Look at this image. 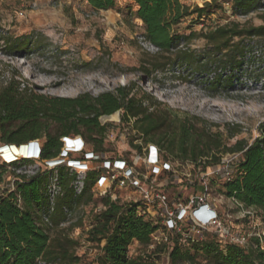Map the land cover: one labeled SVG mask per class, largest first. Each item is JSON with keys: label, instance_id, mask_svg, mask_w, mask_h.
Listing matches in <instances>:
<instances>
[{"label": "trees", "instance_id": "obj_1", "mask_svg": "<svg viewBox=\"0 0 264 264\" xmlns=\"http://www.w3.org/2000/svg\"><path fill=\"white\" fill-rule=\"evenodd\" d=\"M87 1L98 10L115 4V0ZM195 1L201 5L204 0ZM226 1L232 12L240 15H247L262 4L261 0ZM134 5L129 11L142 21L144 36L158 48L159 57L143 63L146 72L163 70L175 63L186 66L192 54L188 46L182 45L187 40L177 34L176 25L188 15L195 14L200 19L222 9L217 0L205 1L201 6L183 0H134ZM259 18L262 22L257 25L232 21L209 25L201 33L217 55L228 52L240 55L241 40L264 39V10ZM33 38L37 34L2 37L9 53L28 51ZM215 82L219 84V80ZM144 98L131 93L130 85L97 95L83 92L73 97L49 96L37 93L12 75L0 86V144L7 145L3 148H22L24 143L42 138L41 157L48 159L59 154L62 136L80 135L92 152L104 153V139L111 124L106 119L116 118L133 129L130 138L133 148L141 151V144L133 142L138 138L157 145L165 158L200 164L203 171L219 164L223 153L240 152L232 178L223 181L224 193L244 208L259 210L264 219V126L251 143L240 139L227 145L217 132L199 125L198 117L180 116L169 108L147 105ZM33 162L22 158L0 164V264L77 263L79 257L74 252L77 241L58 227L66 220L64 207L73 212L82 203L92 201V186L99 170L86 172L80 193L73 185L76 173L64 164L40 169L33 175L15 173L11 186L6 185V166L18 169ZM53 172L58 176L61 193L53 210L47 213L48 183ZM96 199L105 208L95 211L87 233L88 240L102 243L96 258L98 264H157L151 253L162 244L171 245L169 264H264V226L259 235L247 236L244 244L222 242L215 233L207 232L200 241L184 242L173 236L169 243L156 244L147 254L132 256L130 245L137 241L148 247L152 234L160 228L159 222L139 216L134 202L111 200L108 196ZM44 215H48L50 224L45 222ZM197 253H201L203 260L196 258Z\"/></svg>", "mask_w": 264, "mask_h": 264}, {"label": "rangeland", "instance_id": "obj_2", "mask_svg": "<svg viewBox=\"0 0 264 264\" xmlns=\"http://www.w3.org/2000/svg\"><path fill=\"white\" fill-rule=\"evenodd\" d=\"M183 1L201 6L209 0L202 1L201 5L195 0ZM217 2L222 3V9L210 17L197 19L195 14L188 15L175 27L177 34L187 40V44L183 41L182 45L188 46L192 54L186 66L175 63L163 70L146 72L143 63L157 59L159 55L155 48L146 49L139 44L138 37L143 35L144 27L129 11L130 6L135 8L130 0H115L113 7L99 10L87 0H0V86L14 75L16 80L37 93L73 97L83 92L97 95L130 85L131 93L137 97L145 96L143 100L147 105H160L180 116L198 117L201 120L199 125L217 132L227 145L240 139L251 143L264 126V39L244 38L240 55L234 52L217 55L201 32L209 25L232 21L260 24V12L234 14L226 0ZM25 34H37L30 49L23 53H9L2 37ZM236 62L241 64L235 65ZM215 80H219V84ZM106 120L111 124L104 139V154L131 160L140 178L150 180L143 160L148 143L135 138L133 142L142 146L138 151L130 144L134 133L130 125L116 118ZM3 155L0 164L20 154L6 150ZM220 158L221 164L208 166L204 171L200 164L173 163L180 176L196 178L194 184H179L177 188L184 186V196L209 193L212 206L231 233H245L247 237L261 232L264 219L260 211L255 209L253 215H247L246 208H240L224 193L223 181L216 176L218 167L225 164H230L235 171L241 153L225 152ZM37 169L35 163L25 171L6 166L5 180L12 179L15 173L32 175ZM162 182V178H156L158 187L164 189ZM175 189V186L165 187L169 191ZM139 191V186L127 185L114 187L112 194L125 200L134 198ZM96 198L93 194L91 202L74 208L67 223L58 227L77 241L74 252L79 260L74 264H98L96 258L102 243L91 242L87 233L94 222L95 211L102 204ZM170 247L162 244L151 253L157 264L170 263ZM151 249L134 241L129 253L132 256L147 254ZM196 258L203 260L201 253H197Z\"/></svg>", "mask_w": 264, "mask_h": 264}, {"label": "built area", "instance_id": "obj_3", "mask_svg": "<svg viewBox=\"0 0 264 264\" xmlns=\"http://www.w3.org/2000/svg\"><path fill=\"white\" fill-rule=\"evenodd\" d=\"M262 4L252 12H262L264 10V0ZM21 15L22 12H19ZM138 42L144 48L153 47L158 51V48L149 42L143 35L138 37ZM62 147L56 157L42 159V140L33 139L24 143L27 146L26 155H15V159L7 160L5 164H10L15 160L22 158L31 159L34 162L28 165H21L18 171L37 164L38 170L46 168L53 169L60 164L66 165L70 171L76 173V178L73 185L77 193H80L86 172L91 169H98L99 173L95 178L92 186L93 194L96 197H110L111 200H117L118 197L112 194L114 187H127V185H135L140 187L139 194L134 198H129L121 201H131L136 204V213L144 218H153L160 224L152 234L150 247L154 248L156 244L162 242L169 243L171 237L177 236L180 241H200L205 234L210 230L213 231L223 242L231 241L238 244H244L246 237L239 233H231L229 227H226L220 218V214L212 206L209 193L193 194L190 196L182 195V186L177 188L179 184H194L196 178L190 179L186 176H180L174 169L173 163L181 162L178 159L165 158L163 151L155 144L148 143L143 153V160L147 165L150 173V180L140 178L135 166L131 160L123 157L106 156L104 153H94L88 146L86 141L80 135L62 136ZM7 145H0V156H4L2 149ZM74 155V156H73ZM5 157V156H4ZM19 157V158H18ZM221 164V162L219 163ZM217 164V165H219ZM230 164H225L216 172L218 179L225 181L232 178L234 173ZM220 169V170H219ZM81 173L82 176H78ZM25 174V173H23ZM32 174V175H33ZM206 174V173H203ZM162 178L161 183L163 188L158 187L156 178ZM146 179V180H145ZM204 180V178L202 179ZM7 186H11V179L6 181ZM175 186L174 191L165 190V187ZM180 187V186H179ZM206 191V189H205ZM61 193L58 176L55 172L51 173L48 183V209L50 213L54 208L56 197ZM240 208L244 209L241 203L232 198ZM105 208L103 204L98 206V209ZM244 212L247 215H253V211L246 208ZM66 220L59 223L64 225L67 223L72 211L64 207ZM45 222L50 224L48 215H44ZM259 235V233H257ZM160 236V237H159ZM44 263L43 261H40Z\"/></svg>", "mask_w": 264, "mask_h": 264}, {"label": "bare ground", "instance_id": "obj_4", "mask_svg": "<svg viewBox=\"0 0 264 264\" xmlns=\"http://www.w3.org/2000/svg\"><path fill=\"white\" fill-rule=\"evenodd\" d=\"M6 150H15L17 151L20 155H26L27 153V146L25 145L22 148L19 147H8V148H3L2 152H5Z\"/></svg>", "mask_w": 264, "mask_h": 264}, {"label": "crops", "instance_id": "obj_5", "mask_svg": "<svg viewBox=\"0 0 264 264\" xmlns=\"http://www.w3.org/2000/svg\"><path fill=\"white\" fill-rule=\"evenodd\" d=\"M130 2H132V3H134V0H130ZM141 23H142V21L139 19V18H137ZM143 25V24H142ZM144 27V26H143Z\"/></svg>", "mask_w": 264, "mask_h": 264}]
</instances>
